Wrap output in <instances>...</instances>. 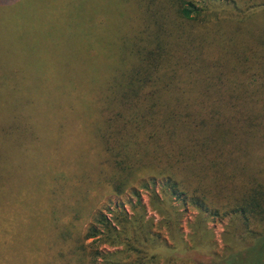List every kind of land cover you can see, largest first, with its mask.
I'll use <instances>...</instances> for the list:
<instances>
[{"label": "trees", "instance_id": "16d2710c", "mask_svg": "<svg viewBox=\"0 0 264 264\" xmlns=\"http://www.w3.org/2000/svg\"><path fill=\"white\" fill-rule=\"evenodd\" d=\"M13 1L0 0V8ZM128 1L140 20L127 24L133 32L124 38L126 64L114 86L120 92L107 88L96 97L95 146L86 149L81 179L121 194L138 173L164 177L165 187L148 196L159 220L148 218L133 190L129 211L94 213L80 240L73 221L60 220L67 208L58 203L56 222L65 228L56 254H70L67 264H264V0H231L236 10H252L214 20L194 0ZM29 3L11 11L20 27ZM68 157L61 162L65 190ZM47 173L57 174L54 157ZM173 198L214 217L229 214L239 245L206 252L195 241L199 230L189 246L179 237Z\"/></svg>", "mask_w": 264, "mask_h": 264}, {"label": "rangeland", "instance_id": "374dc122", "mask_svg": "<svg viewBox=\"0 0 264 264\" xmlns=\"http://www.w3.org/2000/svg\"><path fill=\"white\" fill-rule=\"evenodd\" d=\"M24 1L30 7L25 5L29 12L20 22L26 26L20 27L19 16L11 11L24 7ZM122 1L15 0L0 8V264H67L70 254H56L58 231L65 228L56 222L58 203L67 208L60 220L73 221V236L80 240L94 213H108L114 206L129 211L135 191L148 218L159 220L148 196L165 187L164 177L138 173L121 194L108 184L81 179L86 149L95 146L96 97L107 88L120 92L114 86L126 64L124 38L133 32L127 24L140 20L134 3ZM194 1L201 15L212 20L236 19L252 10V4L236 10L231 0ZM64 156L73 158H67L66 190ZM52 157L57 174L49 177ZM97 173L89 175L92 183ZM173 201L180 213L179 237L189 246L199 230L195 241L201 240L206 252L222 255L239 245L229 214L214 217L189 202Z\"/></svg>", "mask_w": 264, "mask_h": 264}]
</instances>
